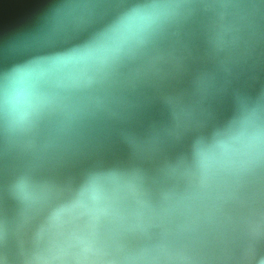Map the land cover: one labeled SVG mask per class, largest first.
<instances>
[{
	"label": "water",
	"instance_id": "obj_1",
	"mask_svg": "<svg viewBox=\"0 0 264 264\" xmlns=\"http://www.w3.org/2000/svg\"><path fill=\"white\" fill-rule=\"evenodd\" d=\"M41 256L264 264V0H0V264Z\"/></svg>",
	"mask_w": 264,
	"mask_h": 264
},
{
	"label": "bare ground",
	"instance_id": "obj_2",
	"mask_svg": "<svg viewBox=\"0 0 264 264\" xmlns=\"http://www.w3.org/2000/svg\"><path fill=\"white\" fill-rule=\"evenodd\" d=\"M72 234L74 237H77V235L75 233H72ZM91 244L94 245V243H91ZM93 247L96 248L95 246H93ZM106 252H109V251L107 250ZM68 254H69L68 252L65 253V251H61L59 255L61 257H64L65 255H68ZM73 256L79 258L78 253H74ZM30 264H51V263L49 262L48 258L41 256L40 258H37L34 261V263L32 262Z\"/></svg>",
	"mask_w": 264,
	"mask_h": 264
}]
</instances>
